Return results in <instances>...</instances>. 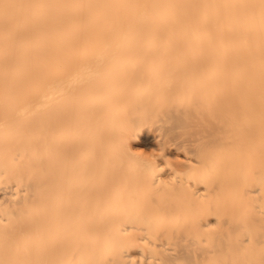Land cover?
<instances>
[{"label":"bare ground","instance_id":"obj_1","mask_svg":"<svg viewBox=\"0 0 264 264\" xmlns=\"http://www.w3.org/2000/svg\"><path fill=\"white\" fill-rule=\"evenodd\" d=\"M0 264H264V0H0Z\"/></svg>","mask_w":264,"mask_h":264},{"label":"rangeland","instance_id":"obj_2","mask_svg":"<svg viewBox=\"0 0 264 264\" xmlns=\"http://www.w3.org/2000/svg\"><path fill=\"white\" fill-rule=\"evenodd\" d=\"M139 148L143 149L145 151H149V150H151L152 147L150 145H143L140 143Z\"/></svg>","mask_w":264,"mask_h":264}]
</instances>
